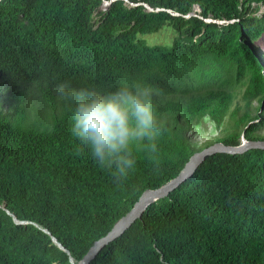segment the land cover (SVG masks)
<instances>
[{
  "label": "trees",
  "instance_id": "16d2710c",
  "mask_svg": "<svg viewBox=\"0 0 264 264\" xmlns=\"http://www.w3.org/2000/svg\"><path fill=\"white\" fill-rule=\"evenodd\" d=\"M106 1L0 0V264H78L196 152L264 141V0ZM166 27L169 45L143 38ZM64 80L150 85L159 166L139 154L115 184L71 135ZM203 120L222 135L198 148ZM90 264H264V150L208 157Z\"/></svg>",
  "mask_w": 264,
  "mask_h": 264
},
{
  "label": "clouds",
  "instance_id": "9594fccd",
  "mask_svg": "<svg viewBox=\"0 0 264 264\" xmlns=\"http://www.w3.org/2000/svg\"><path fill=\"white\" fill-rule=\"evenodd\" d=\"M57 96L74 105L71 135L85 146L115 184H123L142 154L154 167L161 162L158 142L163 124L153 102V88L125 82L107 93L76 89L70 80L57 85Z\"/></svg>",
  "mask_w": 264,
  "mask_h": 264
},
{
  "label": "water",
  "instance_id": "95a60500",
  "mask_svg": "<svg viewBox=\"0 0 264 264\" xmlns=\"http://www.w3.org/2000/svg\"><path fill=\"white\" fill-rule=\"evenodd\" d=\"M110 4L111 2H107L106 0H104L102 8H108ZM191 15H194V13H192ZM251 149L264 150V141H248L245 139V137H243L241 144L238 146H229L223 143H215L199 152H196L186 163L185 167L177 177L157 189L146 190L135 203L134 207L115 223L113 228L107 233L106 236L102 237L92 245L87 254L78 264H90L92 261H94L106 246L115 242L118 238L123 236L125 232L132 227L133 224H135L138 220H141L144 212L148 209L149 206L161 199L167 198L183 183L192 178L201 164L208 157L218 153L231 155L243 154ZM54 240L55 242H57L56 239ZM58 244L62 249H64V247L60 243ZM71 261L72 264H76L72 259Z\"/></svg>",
  "mask_w": 264,
  "mask_h": 264
},
{
  "label": "rangeland",
  "instance_id": "374dc122",
  "mask_svg": "<svg viewBox=\"0 0 264 264\" xmlns=\"http://www.w3.org/2000/svg\"><path fill=\"white\" fill-rule=\"evenodd\" d=\"M107 9V8H104ZM102 8V10H104ZM264 11V6L259 10H256L255 14L260 15ZM170 29V30H169ZM166 27L161 32L143 36L144 39L147 40L149 45H169L171 44V40L173 39V30L171 28ZM256 45L261 47L264 51V34L256 39ZM258 103L254 104V108L258 107ZM255 112V111H254ZM264 134V131H263ZM222 135L221 129H217L214 127V124L210 120H206L201 123L197 127L196 134L190 136L191 140L194 142V145L198 148H203L209 142L214 141L216 138Z\"/></svg>",
  "mask_w": 264,
  "mask_h": 264
}]
</instances>
